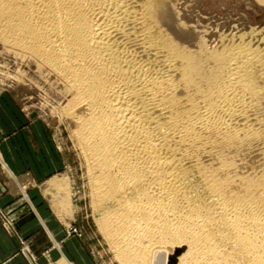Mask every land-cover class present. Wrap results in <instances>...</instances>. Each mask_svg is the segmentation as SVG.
I'll return each mask as SVG.
<instances>
[{
	"label": "bare ground",
	"instance_id": "bare-ground-1",
	"mask_svg": "<svg viewBox=\"0 0 264 264\" xmlns=\"http://www.w3.org/2000/svg\"><path fill=\"white\" fill-rule=\"evenodd\" d=\"M175 8L0 0V45L68 99L118 264H264V49L210 47ZM52 185L68 204L66 180Z\"/></svg>",
	"mask_w": 264,
	"mask_h": 264
},
{
	"label": "rangeland",
	"instance_id": "rangeland-1",
	"mask_svg": "<svg viewBox=\"0 0 264 264\" xmlns=\"http://www.w3.org/2000/svg\"><path fill=\"white\" fill-rule=\"evenodd\" d=\"M171 3L180 20L194 28L210 47L245 41L264 49V0ZM19 60L0 45V122L9 125L16 175L9 173L10 167L0 151V176L7 180L8 189H13L15 199L25 205L29 218L38 220L41 216L57 241L52 240L42 223L34 234L24 238L17 210L14 215L0 211V222L19 242L18 254L27 264H63L56 243L73 264H118L96 223L87 167L72 127L60 116L59 109L68 99L59 93L54 78L41 77L35 64ZM16 178L23 181L24 190ZM58 178L66 180L68 204L52 185Z\"/></svg>",
	"mask_w": 264,
	"mask_h": 264
},
{
	"label": "crops",
	"instance_id": "crops-1",
	"mask_svg": "<svg viewBox=\"0 0 264 264\" xmlns=\"http://www.w3.org/2000/svg\"><path fill=\"white\" fill-rule=\"evenodd\" d=\"M2 107L3 105L0 104V109ZM0 151L6 164L15 173V169L12 168V163H14L12 157V154L14 152V145L11 141V138L9 137V125L5 122H0ZM8 188L9 184L7 180L5 179V177L0 176V211L14 215V211L17 210V212L19 213V228L21 235L24 238L30 237L36 232V229L39 228V224H41L42 222H46L45 224L50 230L48 222L45 221L41 216H39V221L30 219L29 212L26 213L24 211L25 205L20 201H17V199H15L13 189ZM53 237L55 241H57L54 235ZM18 243L19 242L17 241V239H15L13 236H10L4 230L0 222V264H27L24 257L21 254H18Z\"/></svg>",
	"mask_w": 264,
	"mask_h": 264
}]
</instances>
